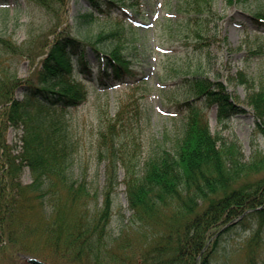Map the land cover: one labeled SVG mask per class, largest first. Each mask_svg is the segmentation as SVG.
Wrapping results in <instances>:
<instances>
[{
  "label": "trees",
  "instance_id": "1",
  "mask_svg": "<svg viewBox=\"0 0 264 264\" xmlns=\"http://www.w3.org/2000/svg\"><path fill=\"white\" fill-rule=\"evenodd\" d=\"M32 1L47 7L52 2ZM116 2L88 0L90 10L82 13L81 24H94L100 14L109 16L114 8L124 12L119 4L112 7ZM211 5V0H193L192 13L208 22ZM256 19L264 22L262 9ZM116 33L86 35L80 27L78 36L64 26L43 44L44 56L29 77H19L10 65L0 67V248L11 245L50 264H209L222 236L252 222L258 228L264 225V176L246 178L264 166V155L248 163L236 141H223L210 128L207 113L213 104L218 105L221 121L243 111L221 81L194 72L182 77L179 88L184 98L175 105L183 112V127L172 148L158 144L147 154L140 151L143 133L152 122L147 105L135 102L133 109L128 101L113 116L100 113L103 125L94 147L100 163H105L106 185L99 214H92L91 189L74 179L80 147L70 112L88 98L86 85L76 76L93 74L86 59L88 46L111 67L108 73L106 66L99 65L98 84L104 86L108 79L124 82L141 73L134 58L123 53V41ZM195 34V48L201 51L209 37L202 27ZM0 40L14 53L22 50L11 38ZM18 89L22 97L16 95ZM247 98L264 133V88L253 89ZM11 126L23 128L21 143L8 141ZM24 167L32 172L31 183L21 182ZM120 170L125 172L123 182L133 213L116 246L108 247L105 230ZM35 209L40 219H31ZM163 212L166 221L157 224ZM101 251L107 261L97 258ZM254 251L251 241L248 264H257Z\"/></svg>",
  "mask_w": 264,
  "mask_h": 264
},
{
  "label": "rangeland",
  "instance_id": "2",
  "mask_svg": "<svg viewBox=\"0 0 264 264\" xmlns=\"http://www.w3.org/2000/svg\"><path fill=\"white\" fill-rule=\"evenodd\" d=\"M115 1L118 3L112 4V7L119 4L124 12L121 8H114L109 16L100 14L96 23L83 25L81 15L90 10L88 0H52L50 7L32 0H0V37L11 38L22 49L14 53L0 40V67L10 65L19 77H29L39 66L44 56L43 44L51 40L56 29L64 26L78 36L76 30L80 27L86 35L116 31L117 37L123 41V53L133 57L134 66L141 71L124 82L108 79L105 86L100 85L96 79L98 51L89 45L86 59L93 67V74L91 77L83 72L76 75L86 85L88 98L70 112L72 132L79 139L80 147L74 179L82 180L91 189L94 216L103 208L106 185L105 163H100L94 147L97 131L103 125L101 115L113 116L128 101L132 102L133 109L137 104L147 105L152 122L143 133L140 151L143 149L147 154L151 147L158 144L172 148L174 138L183 127V112L175 105V101L184 98L180 95V81L193 72L225 84L243 110L221 121L218 105L213 104L207 113L213 134L219 135L223 141H236L244 161L248 163H254L258 155H264V133L257 126L258 118L247 98L253 89L264 88V22L256 19V14L261 9L264 11V0H248L245 3L211 0L210 19L203 23L199 18L201 15L192 13L193 0ZM199 27L209 37V44L201 51L195 48L198 40L195 30ZM83 35L82 32L80 36ZM113 40L107 42L109 49L114 44ZM37 46L39 48L31 55L30 51ZM79 64L77 61L78 68ZM15 93L22 97L20 89ZM22 129L11 126L7 133L8 141L21 143ZM22 171L21 182L31 183L33 176L30 168L24 167ZM124 176V170H120V184L113 194L111 216L105 230L104 240L108 247L116 246L124 234L123 230L128 229L133 213L129 207ZM261 176H264V166L252 171L246 178L254 181ZM45 206L46 209L49 207L47 201ZM37 211H33L31 219H40ZM166 217L167 213L163 212L157 224L165 222ZM251 241L256 263L264 264V225L258 228L256 222L222 236L209 264H248L246 253ZM42 251L49 254L46 249ZM23 255L11 245L1 247L0 264H27ZM97 255L99 261H107L103 251Z\"/></svg>",
  "mask_w": 264,
  "mask_h": 264
},
{
  "label": "water",
  "instance_id": "3",
  "mask_svg": "<svg viewBox=\"0 0 264 264\" xmlns=\"http://www.w3.org/2000/svg\"><path fill=\"white\" fill-rule=\"evenodd\" d=\"M28 262L30 264H47V263H45V261H42V260L35 258V257H29Z\"/></svg>",
  "mask_w": 264,
  "mask_h": 264
}]
</instances>
